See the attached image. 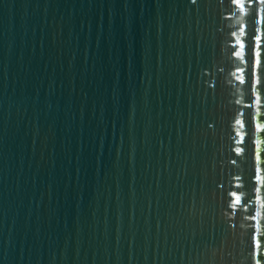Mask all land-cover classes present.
Here are the masks:
<instances>
[{"label": "water", "instance_id": "95a60500", "mask_svg": "<svg viewBox=\"0 0 264 264\" xmlns=\"http://www.w3.org/2000/svg\"><path fill=\"white\" fill-rule=\"evenodd\" d=\"M256 7L0 0V264H264Z\"/></svg>", "mask_w": 264, "mask_h": 264}, {"label": "snow or ice", "instance_id": "6c2138e0", "mask_svg": "<svg viewBox=\"0 0 264 264\" xmlns=\"http://www.w3.org/2000/svg\"><path fill=\"white\" fill-rule=\"evenodd\" d=\"M193 4L197 2V0H191ZM232 6H234L236 9L239 10L240 13L247 15L246 8H252L253 5H258L259 7H256L253 9L252 16L253 21L255 25H262L264 24V0H231ZM241 30L243 32H246L247 30V24L241 25ZM262 40H264V34H261L260 28L255 27L253 35L251 37V43L246 44L243 41H238L239 45V51H234L233 55L239 59L243 60L245 63L249 64L248 68V76L247 78H239L240 84L248 83L251 91L255 95L254 105L250 106H261L264 104V43H262ZM236 46L234 45V48ZM240 72H243L244 69H239ZM261 88V92H257V88ZM259 115V113H257ZM253 120L256 119V117L252 118ZM237 124H240L241 127H244L243 122L237 120ZM257 130H261L260 125H256ZM239 136L240 133H237ZM240 143H243V137L239 141ZM236 155L239 156L244 152L243 148H237L235 149ZM255 163L257 165L264 164V153L261 152L260 148L257 147L255 149V155H254ZM234 164L236 163L235 160L232 161ZM256 172V178L257 181L260 182L262 180L261 177V168L257 167L255 169ZM237 180H241L242 177L237 175L235 177ZM237 189H241L243 185L237 184L235 185ZM255 192L257 194V200L256 203L260 204V208L264 209V202H261V196H260V188H256ZM229 195L232 197V204L230 205L233 209H238L241 206L242 203V195L238 194L237 191H231ZM245 211H247V202H245ZM261 216V212L259 210L255 211V214H249L246 219H249L254 222V228L255 231L253 232L251 236L252 246L254 248V255L259 256L260 249L264 247V244H262L261 240L262 237L259 235L261 231V223L258 219ZM256 264H260V260H256Z\"/></svg>", "mask_w": 264, "mask_h": 264}]
</instances>
